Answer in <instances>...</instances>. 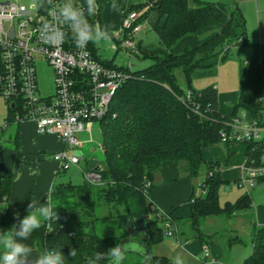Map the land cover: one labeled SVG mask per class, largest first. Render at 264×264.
I'll return each mask as SVG.
<instances>
[{
	"label": "trees",
	"instance_id": "16d2710c",
	"mask_svg": "<svg viewBox=\"0 0 264 264\" xmlns=\"http://www.w3.org/2000/svg\"><path fill=\"white\" fill-rule=\"evenodd\" d=\"M74 2L80 4L82 0ZM130 11H141L135 23L147 22L158 35L157 42L144 44L140 40L137 44L138 56L154 61L147 67L132 70L112 61H101L94 52V44H88L92 54L102 63L129 73L113 95L107 114L98 120L103 134L101 164L88 167L92 159L83 155L84 172L95 171L100 179L90 181L86 178L80 184L70 182L54 187L51 203L59 219L50 222L52 232H48L46 222L32 234L40 249H61L66 264H88L97 252H107L129 239L135 242L138 239L145 248V263L175 264V260L150 250L151 244L162 238L161 224L171 220L173 234L178 236L180 221L157 208L152 201L154 175L164 161L172 160L181 175L195 177L203 162L202 151L216 143H223L230 154V143L221 140V132L229 129L239 108L249 111L251 119L260 125L264 124V47L248 39L246 19L235 0H144L126 7L123 16ZM98 16L99 12L89 18L90 22L96 24ZM215 24L220 25L218 31L198 46L177 54L170 52L182 37ZM234 45L251 46L253 53L249 60L239 63V98L234 110L228 113L218 106L217 88L213 85L193 88L192 74L214 56L227 59ZM178 69L184 74L186 89L177 78ZM188 90L192 92L190 98L186 96ZM8 108L4 119L7 126L16 122L18 105L9 104ZM6 128L4 126V131ZM3 134L0 139V196L8 198L14 176L4 166L3 151L8 139ZM245 144V163L262 165L264 137ZM214 166L220 167L219 162H207L206 194L194 197L192 212L187 218L190 227L195 229L193 236L200 239L205 234L200 224L207 217L232 215L251 205L249 193L241 195L234 203L219 204L217 189L224 180L221 167L214 170ZM210 171H213L211 175ZM258 181H264V176ZM113 203L124 206L125 213L106 215L101 212L104 205ZM15 213L8 205L2 223H18ZM254 235L253 251L241 264H264V227L254 223ZM73 248L77 251L74 258L69 255Z\"/></svg>",
	"mask_w": 264,
	"mask_h": 264
},
{
	"label": "built area",
	"instance_id": "2783aa9c",
	"mask_svg": "<svg viewBox=\"0 0 264 264\" xmlns=\"http://www.w3.org/2000/svg\"><path fill=\"white\" fill-rule=\"evenodd\" d=\"M62 2L57 0V5ZM141 13L130 11L125 14L118 34L125 48L137 55L139 50L133 38L143 31L142 22L135 23ZM45 19H49L47 13L36 6L35 0H0V94L5 96L8 104L18 105L17 121L31 119L39 132L54 134L61 140L64 146L55 153V159L59 162V170L65 171L82 161L80 132L107 114L113 95L129 73L102 63L88 45L77 47L67 27L64 30L68 35L62 44L44 43L40 29ZM39 59L52 69L51 93H41ZM191 94L188 90L187 98ZM229 125V129L221 132L223 142H246L264 137V124L242 114L236 115ZM4 126L7 127V123L0 125V139ZM262 162V165L253 166L244 161L243 174L236 183L248 187L257 182L264 176V155ZM219 168L214 166V170ZM85 176L90 181L100 179L99 174L91 170H86ZM165 224L168 235L173 234L171 220ZM209 255L205 247L204 256ZM210 262L215 260L210 258Z\"/></svg>",
	"mask_w": 264,
	"mask_h": 264
},
{
	"label": "rangeland",
	"instance_id": "374dc122",
	"mask_svg": "<svg viewBox=\"0 0 264 264\" xmlns=\"http://www.w3.org/2000/svg\"><path fill=\"white\" fill-rule=\"evenodd\" d=\"M132 1L139 2L141 0H129V3H131ZM236 1L242 8L243 14L246 19L248 39L251 42L259 43L264 47V0ZM99 3L101 5V0H99ZM142 25L143 32L136 34L133 38L135 44L137 45L140 40L146 42H157V40H154L155 34L157 33H155V31L152 32L149 26L143 24V22ZM151 37H153V39ZM112 44L114 47L115 45L119 46V50L115 56V61L119 64L129 67L132 70L147 67L154 61L152 58L141 57L135 53H130L129 49L125 48L123 40L116 39L112 36L110 41L103 42L101 44H98L97 46H99L100 52L106 57L113 55L114 47H112ZM252 53L253 50L251 46L234 45L231 49L230 56L227 59H222L221 56L218 57V60L220 62V76L222 78L223 87L225 89H235L239 86V63L241 61L249 60L252 57ZM37 65L38 82L41 93H50L53 90L54 82L52 69L42 59L38 60ZM176 74L181 86L186 89L187 84L182 70L178 69L176 71ZM216 77L217 76H215V78ZM215 81L216 80H214V82ZM204 85L207 84L205 83ZM262 104L264 105V102H262ZM8 105L9 104L5 96L0 94V125L4 123V117L8 114ZM13 132L14 125H8L3 132L4 138H7L9 134H12ZM263 134L264 133H262V135ZM79 139L80 142L85 143V146L80 148L79 153L81 155L89 156L92 159L91 163L87 164L88 167L98 163L101 164L102 150L100 146L103 143V134L101 131L100 123L98 121H94L93 124H90L88 129L80 132ZM230 144H233V146L237 147V149H233L234 152L230 156L225 152V146L223 143H216L210 147L204 148V150L202 151L203 162L200 164L198 174L195 177H189L193 181V195L200 196L206 194L207 187L204 188V184L207 176V162H209L210 160H219L226 165L222 171V179L224 181L219 184L217 189L218 202L221 206H225L227 202H236L237 199L245 193H249L251 195L255 205L263 203L264 181H257L253 185L248 187L239 186L235 181L236 179L241 177L240 165L244 162L246 155L245 142H236ZM179 175L182 177L185 176L184 174L181 175L180 172ZM85 179L86 176L82 169L78 168V166H73L70 169L61 172L56 185L58 186L61 182H72L75 184H79L84 182ZM146 185L148 186L149 183L147 182ZM136 195L141 197L138 192L136 193ZM254 211V205H250L244 209L235 211L232 215L224 214L222 216H209L201 222V227L203 228V230H205V234L208 237L216 239L219 242V245L223 247L225 253L227 254L228 252V254H230L232 260H230L229 262H240L242 259L240 254L249 253L250 250H252L251 240L254 239L255 235L254 224L251 222L250 218L251 215L255 214ZM101 212L105 213L106 215H119L121 213H125V207L121 204L113 203L111 205H104V207L101 209ZM139 217L141 218L142 216ZM254 219H256L255 215ZM113 222L116 223V221ZM138 222L141 223L140 220ZM186 222V217H183L182 220L178 221L179 232H182V234L180 233L182 240H178L177 236H175L174 234L168 235L166 225L161 224L163 227L162 238L153 242L151 244L150 250L153 254L164 255L175 261L188 264H206L205 261L202 260L204 259V257L201 259V252L195 255L186 248L185 237L189 238L190 241H194L195 239V237L193 236L195 229L191 228L188 222ZM141 228H143V226H141ZM231 238H234L233 240L238 242L232 243L230 245L229 242L231 241ZM240 239L245 242L243 243L242 241H240ZM135 240L137 243L140 242L138 241V239ZM144 259V255H140L135 252H129L126 255L123 264H148L145 263Z\"/></svg>",
	"mask_w": 264,
	"mask_h": 264
},
{
	"label": "crops",
	"instance_id": "0c3cea01",
	"mask_svg": "<svg viewBox=\"0 0 264 264\" xmlns=\"http://www.w3.org/2000/svg\"><path fill=\"white\" fill-rule=\"evenodd\" d=\"M142 1L144 0H141L139 2ZM101 2L102 3L97 20L98 24L113 25L111 36L120 40L118 34L122 26L124 10L129 5L138 2L132 1L131 3H129V0H118V3L121 5L120 13H112L107 9L106 5L108 3V0H101ZM237 4L239 5L238 2ZM219 28L220 25L215 24L201 29L195 34L186 35L170 48V52H172L173 54H177L182 52L186 48L196 47L200 43L212 37ZM151 31L153 32L154 30L151 29ZM151 38L153 39V37ZM154 40H158L157 34H155ZM143 43L145 44L150 42L143 41ZM112 47H114L113 44ZM93 49L95 54L101 61H112L113 64L122 65L115 61V56L119 50V46L115 45L113 49V55L106 57L100 52V48L99 46H97V44L93 45ZM219 56L220 55L212 57L206 62V66L198 68L193 72L192 87L195 89H202L209 85L215 86L218 90V106L220 110L230 113L234 110V107L238 102L240 83L239 86L235 89H225L223 87L219 69ZM215 76H217L216 78L218 79H216ZM214 80L216 81L214 82ZM205 83L207 85H204ZM237 114H242L247 119L252 118V115L249 111H244L241 108L237 110ZM13 125L14 132L12 134H9V136L7 137L8 140L6 141V146L3 151L4 166L7 170H10L14 176L9 197L6 198L0 196V230L5 232L10 230L13 225L2 223V216L6 209L3 208L6 205L11 206V208L16 211V213L19 212L20 218L22 219L25 215H27V205L31 202L32 197L40 199V202L42 204L45 203L46 196H50L51 198L52 189L57 186L56 182L62 172L59 170V162L57 159H55V153L58 150L62 149L64 146V144L56 135L51 133L39 132L36 128V123L31 119H23L19 121L16 120ZM84 146L85 143L81 142V147ZM100 148H102V145L100 146ZM229 149L230 154H228L226 148L225 152L230 156L234 152L233 149H237V147L233 146V144H230ZM216 161H218L220 164V173L222 176L223 168L226 165L219 160ZM83 162L84 159H82V161L78 165V168H81L84 172L82 166ZM243 164L244 162L240 165L241 176L243 174ZM238 179H236L235 181H237ZM64 184L67 183L61 182L59 185ZM193 188V181L188 176L182 177L179 175L177 165L174 161H164L161 165L160 170L154 175V178L152 180L151 199L155 203L157 208L164 212L172 214V216L176 218H180L179 220H182L183 217L188 218L192 212V201L195 197L193 196ZM251 205H254L255 207L254 215L256 218L254 219V215H251V222L253 224L255 223L258 226L264 227V202L255 205L251 197ZM139 228L140 227L138 223L137 229L139 230ZM177 238L178 240H182L179 232ZM185 240L186 248L195 255L201 252V259L204 257V259L202 260H204L206 264H222V262L223 264H241L252 253L254 245L252 239V250H250L249 253H241V261H238V263H233L229 262L230 260H232L230 254H228V252L226 254L223 247L219 245V242L212 237H208L207 235L203 236V238L201 239L195 237L194 241H190L189 238L185 237ZM237 242L238 241L233 240L229 243L231 245L232 243ZM242 242L244 243L245 241ZM24 243L28 244L34 249L32 254L33 258L38 255L40 251H43L39 248L32 236L27 241H24ZM205 247H207L210 252L209 257L204 256ZM210 258L214 259L215 262H210Z\"/></svg>",
	"mask_w": 264,
	"mask_h": 264
},
{
	"label": "clouds",
	"instance_id": "9594fccd",
	"mask_svg": "<svg viewBox=\"0 0 264 264\" xmlns=\"http://www.w3.org/2000/svg\"><path fill=\"white\" fill-rule=\"evenodd\" d=\"M35 3L49 17L44 20L40 29V38L46 44L52 46L62 44L68 35L65 27L70 29L72 39L79 48H86L89 43L98 45L111 40L113 25L94 24L89 20L100 11L101 5L98 0H82L80 4H76L74 0H63L59 5L57 0H35ZM106 7L112 13L121 11L118 0H108ZM45 198L46 201L42 204L40 199L32 197L27 205V215L21 219L19 212L15 213L14 218L18 223L13 224L6 232L0 230V264H66V257L61 249H45L33 258L34 249L24 243L46 222L48 232H52L50 222L59 219L50 196ZM129 252L145 255L146 250L141 244L129 239L127 242L117 243L107 252H97L94 258L88 260V264H99L101 261L105 264H123ZM69 255L74 258L77 255L76 249H71ZM175 264H179V261Z\"/></svg>",
	"mask_w": 264,
	"mask_h": 264
},
{
	"label": "water",
	"instance_id": "95a60500",
	"mask_svg": "<svg viewBox=\"0 0 264 264\" xmlns=\"http://www.w3.org/2000/svg\"><path fill=\"white\" fill-rule=\"evenodd\" d=\"M12 106H13V104H12Z\"/></svg>",
	"mask_w": 264,
	"mask_h": 264
}]
</instances>
